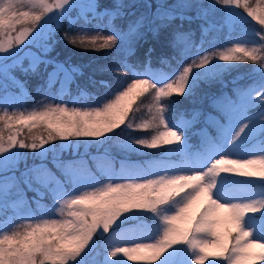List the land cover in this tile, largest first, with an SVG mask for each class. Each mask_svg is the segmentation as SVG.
<instances>
[{
	"label": "snow or ice",
	"instance_id": "6c2138e0",
	"mask_svg": "<svg viewBox=\"0 0 264 264\" xmlns=\"http://www.w3.org/2000/svg\"><path fill=\"white\" fill-rule=\"evenodd\" d=\"M216 4L234 6L225 11L219 25L230 32L240 27V35L230 47L209 51L195 45L191 63L172 74L147 66L138 72L126 59L114 55L95 71L131 72L133 78L126 86L117 82L103 97L81 91L65 101L60 95L75 76L83 74L79 66L46 58L52 48L47 41L63 20L67 19L70 29L77 20H101L109 30L107 35L102 31L90 34L84 27L75 35L66 31L63 39L67 44L96 51L120 44L131 54L145 30L170 27L178 19L191 21V10L197 19L206 21L209 9ZM139 8L144 12L138 14ZM236 9H243L247 17L264 26V0H257L255 6L249 0H210L207 7L196 0H109L104 5L97 0H0V100L9 98L10 86L21 95L26 91L15 70L27 74L35 73L41 63L52 66L41 86L48 103L27 112L5 110L0 114V214L6 217L10 208L13 211V221L0 222V264H126L124 258L135 264H264V110L258 117L249 114L257 102L264 103V30L245 29L246 17ZM74 10H78L76 17L72 16ZM117 20L124 23L117 24ZM213 27L202 24V36ZM181 37L189 41L180 53L186 56L193 45L182 25L173 29L169 43L174 45ZM41 40L45 41L42 45ZM28 45L40 51L24 53L31 57L25 67L20 53L21 46ZM246 61L258 65L251 71L258 73L259 79L246 88L234 89L237 99L229 98L227 105L213 97V105L225 111V122L217 125L214 138H205L200 150L189 154L183 147L184 138L197 114L192 113V120L170 123L166 113L175 111L179 103L173 96L194 95L202 84L211 85ZM100 84L110 87L103 79ZM146 94L152 95L150 118L134 125L130 118L133 105ZM82 98L92 103L77 107ZM6 107L0 104V108ZM122 125L155 132L150 137L128 136L119 144L124 152L165 149L164 157L179 153L180 158L144 163L123 159L119 168L113 160L102 169L100 178L77 161L57 157L59 176L44 164L26 167L21 173L23 181L15 176L19 158L25 155L20 150H29L43 160L57 151V141L61 152L75 150L81 144L106 140L109 134L115 136L117 130L123 131ZM41 126L46 135L31 136L30 142L19 138L24 128L31 131ZM245 153L251 158H243ZM21 183L34 192L33 201L24 203ZM13 189L16 199L10 201ZM45 197H50L52 204L41 207L39 202ZM200 198L206 203L198 213L190 214ZM33 202L39 215L31 210ZM14 221L21 223L11 227ZM210 246L216 250L209 251Z\"/></svg>",
	"mask_w": 264,
	"mask_h": 264
},
{
	"label": "rangeland",
	"instance_id": "374dc122",
	"mask_svg": "<svg viewBox=\"0 0 264 264\" xmlns=\"http://www.w3.org/2000/svg\"><path fill=\"white\" fill-rule=\"evenodd\" d=\"M82 2L87 3L88 0H82ZM109 0H107V3ZM137 3H144L145 0H135ZM151 2V0H148ZM197 3L202 4L203 6L207 7L210 3V0H196ZM257 0H249V3L252 6L256 5ZM106 3V4H107ZM228 8H234V6H225L221 4H216L213 8L209 9L207 20L197 19L195 16V10H191L188 14L193 17L188 25L184 24L181 20H176L172 22L170 27L162 26L159 30L156 31H148L145 30V34H151L157 45L163 52H165L164 57L161 63H154L152 65H148L153 71H159L164 74H172L174 71L180 69L181 65H186L187 63H191V57L196 53L195 45H201L203 49L206 50H221L224 47H230L232 41L240 35V27L237 26L231 32L227 28H221L219 25L221 24L222 20L224 19L225 11ZM137 13L144 12L143 8H139L136 10ZM236 11L241 12L246 17V22L244 23L243 27L245 29H252L253 27L258 30H264V26H261L256 21H252L250 17H247L246 13L243 12V9H236ZM150 15V13H149ZM117 24H123L124 21L117 20ZM105 21L101 20H91L90 23H85L84 20H77L76 23L73 24L72 30L74 35L76 34L77 30L81 27H84L90 30V34H95L96 31H102L104 35L109 34V30L107 27H104ZM202 24H210L215 25L216 27L211 28L210 31L204 33L202 36L201 32V25ZM99 25V27H97ZM182 25V30H186L189 32L190 42L193 45L186 56H181V50L186 47L189 43L188 40L181 37L178 38L174 45L170 44L169 41L172 39V31L173 29L177 28V26ZM19 27V26H18ZM55 27V25H53ZM144 34V35H145ZM15 35V34H13ZM143 35V36H144ZM142 36V37H143ZM141 37V38H142ZM140 38V39H141ZM249 39H258V37H248ZM139 39V40H140ZM203 39V44L201 41ZM136 41L134 47L139 42ZM50 43V40L47 41ZM45 41L41 40L40 44H44ZM22 51L20 53L23 59H28L29 62L31 60L30 56L25 57L24 53L27 51H31L33 53H37L40 51L38 47L35 45H28V46H21ZM117 49H120L117 52ZM95 54L103 53L102 56L96 57L92 60L88 65L84 66L86 73L90 76H93L98 79L96 86L93 88L92 91L86 93L89 96H96V97H103L105 94L109 93L110 90H114L117 87V82H122L124 86L127 83H130L132 80L131 72L125 73L124 75H115V74H107V73H100L95 71L96 66L98 64H104L111 62L112 57L115 55L118 59H126L127 63L132 65L138 72H143V70L137 69L135 63L131 60V54H127L126 50L124 49L123 45L118 44L114 49H105V50H91ZM203 54V53H201ZM47 59H54L59 62H66V64H71V62L64 61L60 59L55 51H52V48L47 53ZM217 63H225L221 61H216ZM73 65V64H71ZM74 66V65H73ZM253 68H258V65L253 64L251 61H246L244 63L236 64L230 71H226L222 74V76L216 80H214L211 85L202 84L200 88L197 89L194 95H190L187 97H179L173 96L172 99L179 101L177 105H175V111L166 113L168 119L171 118L173 114L179 111L184 106H207L210 110L211 117L209 116V127L203 129L202 134L200 136L199 147L195 151L198 152L203 144L205 138H214L217 134V125L225 122V111L220 106L213 105V97H220V103L222 105H227L229 102V98L231 100H236V93L234 89L237 88H246L248 85L253 83L254 81L259 79V74L254 73L251 70ZM202 71V70H201ZM103 79L107 82V87L105 85L100 84V80ZM20 80V79H19ZM45 76L38 73V81L34 87H32V83L28 79H21L24 81L26 85V91L23 94H20V90L14 86H10V91L8 93L7 100H0V104L7 105L6 108H0V114H3V111L7 110L9 113L12 112H21V111H31L34 108L42 107L44 103H48L49 100L46 99V92L41 86L44 84ZM60 87L59 85L57 86ZM56 90L53 89V92ZM82 91V90H81ZM79 89H76L74 86L63 89L60 92V95L63 97L65 101H71L74 97L80 95L81 92ZM32 93V94H31ZM3 94L0 93V96ZM50 95V94H47ZM18 97V98H16ZM41 102L38 104L37 102ZM92 103V101L82 98L80 104L76 105L77 107H86L88 104ZM152 103V95L146 94L145 96L139 98L136 104L133 105V112L130 113V118L132 119L133 124H139L146 119H149V111L148 105ZM167 103V100H165ZM69 107H72L71 103L68 104ZM264 110V103L257 102V104L250 109L249 114L259 116L260 112ZM2 126V125H0ZM121 130H117V134L112 136L109 134L108 139L101 138V142H95L91 145H84L75 150L65 149L63 152L60 151L59 144L60 141L56 142V149L55 153H49L47 158L41 160L37 158L35 154L29 150H20L25 153L24 156L19 158V162L17 165L18 171L15 172V176L23 181L24 177L21 175L27 168H30L33 165H41L44 164L54 172L57 176L60 175L57 157L59 159L68 161L74 160L77 161L79 164L83 165L86 168L92 169V171L97 175V177L102 178V169L109 164L110 161H116V167L119 168V161L123 159H127L130 162L136 163H144L146 161L158 160L160 158H166L171 160H178L180 158L179 153H170L169 156L164 157L165 149H143L141 153H126L124 152L119 144L122 140L126 139L128 136L131 137H150L152 134H155L154 130L149 129H126L125 126H121ZM161 130H164L161 127ZM5 137L8 135V130L4 132ZM34 135H46L45 129L41 126L39 128H34L31 131L27 128H24L21 132L19 138L25 139L26 141L30 142V137ZM255 141H253L254 143ZM51 147V145H49ZM185 149V144H183ZM186 151V150H185ZM194 153V154H195ZM191 154V153H190ZM233 159L240 158V156H233ZM243 158L248 159L251 158V155L245 153L243 154ZM137 159H145L144 161H136ZM49 163V164H48ZM228 175L232 179H245L242 177L235 176L234 174H225ZM122 182V181H118ZM231 187V186H229ZM19 188L23 189L21 195L26 193V199L24 203H28L33 201L34 192L28 190L27 187L21 183ZM16 199V189H13L9 195V200ZM41 207L43 206H50L52 204V200L50 197H45L42 201L39 202ZM206 201L203 198L198 199L189 210L190 214L198 213ZM31 210L35 212L36 215H39V211L37 210V205L35 202L31 203ZM13 221V211L10 208L8 210V214L5 217L4 215L0 214V222H8ZM21 223V221H14L11 224V227H15L16 224ZM144 242H151V241H144ZM124 247H129L131 245H121ZM214 246L209 247V251H215ZM102 251V250H101ZM126 264H135L133 261L127 260L124 258Z\"/></svg>",
	"mask_w": 264,
	"mask_h": 264
},
{
	"label": "trees",
	"instance_id": "16d2710c",
	"mask_svg": "<svg viewBox=\"0 0 264 264\" xmlns=\"http://www.w3.org/2000/svg\"><path fill=\"white\" fill-rule=\"evenodd\" d=\"M97 3L104 5L107 3V0H97ZM77 12L78 10H74L72 12V16L76 17ZM182 22L186 25L191 23L186 19ZM66 31H70L74 35L72 27L71 29L69 28L67 19L60 22L59 27L54 31V35L50 40V43L52 44V51H55L60 59L71 62V64L74 66H79L80 71L83 74L75 76L74 82L71 85L65 87L64 90L74 86L76 89L88 93L96 86L98 79L86 73L84 66L88 65L96 57L102 56L103 53L101 52L99 54H95L90 49L84 50L79 47H74L67 44V42L63 39V35ZM149 49H151V52H149ZM164 54L165 52L159 48L152 35L145 34L134 47V51L131 53V60L135 63L137 69L143 70L145 66H148L149 64L152 65L154 63H160L164 57ZM29 63L30 62L28 59H23V64L25 67H27ZM46 70L51 71L52 66H45L43 63H41L38 65L37 71L35 73L29 72L25 74L17 69L15 70L14 74L20 80L28 79L32 83V87H34L38 81V73L45 76ZM193 112H196L197 119L192 121V123L188 126L184 138L186 149L191 154H194L199 147L200 136L203 129L209 127V114L211 112H209L205 106H184L169 120L170 123H179L181 119L192 120ZM144 160L145 159H137L136 161Z\"/></svg>",
	"mask_w": 264,
	"mask_h": 264
}]
</instances>
